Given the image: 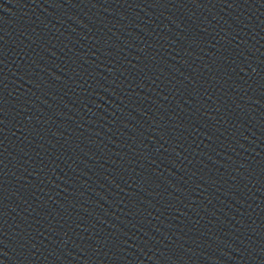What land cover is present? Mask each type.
Returning a JSON list of instances; mask_svg holds the SVG:
<instances>
[{"label":"water","instance_id":"obj_1","mask_svg":"<svg viewBox=\"0 0 264 264\" xmlns=\"http://www.w3.org/2000/svg\"><path fill=\"white\" fill-rule=\"evenodd\" d=\"M66 264H264V46L148 184Z\"/></svg>","mask_w":264,"mask_h":264}]
</instances>
